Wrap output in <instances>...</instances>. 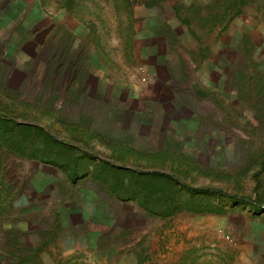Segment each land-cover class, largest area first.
Segmentation results:
<instances>
[{
  "label": "rangeland",
  "instance_id": "obj_1",
  "mask_svg": "<svg viewBox=\"0 0 264 264\" xmlns=\"http://www.w3.org/2000/svg\"><path fill=\"white\" fill-rule=\"evenodd\" d=\"M232 1L0 0V116L93 157L0 125V264H264V15Z\"/></svg>",
  "mask_w": 264,
  "mask_h": 264
},
{
  "label": "trees",
  "instance_id": "obj_2",
  "mask_svg": "<svg viewBox=\"0 0 264 264\" xmlns=\"http://www.w3.org/2000/svg\"><path fill=\"white\" fill-rule=\"evenodd\" d=\"M248 4H256L258 6V8L261 9V11L263 12V15H264V0H233L231 2V4L228 5L229 6L228 9L231 10L235 7L236 8L237 7H239V8L244 7L245 5H248ZM237 12H239V11H237ZM0 125L4 126L6 128L5 131L8 133L7 137L9 135V137H8L9 142L7 141V144L17 140L20 135L24 141H26L28 138H33L34 136L39 135L40 137L44 138V142L46 143V146L49 148L51 147L52 150L54 149V152L61 150L64 153L71 155V157H72L71 159L73 160V164L76 167H78L77 169L79 171L80 170L86 171V172L89 171L88 169L84 170L81 167V162L79 164L78 160H82L84 158H87L89 160H93V157H91L87 153H83L80 156H76L75 154H73V150L71 147H67L66 145L60 143L59 141H55V143H54L53 140H51L50 136L48 134H46V132L42 131L41 129L35 128L31 125L20 124L10 117H3V116H0ZM45 158L48 160L51 157L48 156ZM105 163L102 165L108 164V163H106V164ZM108 172L109 173L107 176H109V179L106 178V180H112V181L116 182L114 185V189L124 187V185H125L124 178L126 177V175L129 174V175H133V176H138V178H136L134 183L140 185L143 188V190L145 191L146 202L149 204H154V205L160 204L161 202H162L161 204L165 203L163 206H161L162 209L160 210V212H158L159 215L169 216V215H172V214L179 211L177 208L174 207V204L176 203L175 202L176 201V194L178 193V190H177V192H175L176 189L174 188V185L171 183V181H173L172 177L160 175L158 173L140 174L138 172L127 171L125 169H122L119 167L116 168L114 166H112V169L108 170ZM174 183H175V185L180 186V188H179L180 190L182 189V190H185L188 193L192 194L193 196H198L197 198H199L200 196H204V195L208 194V195H215V196H218V197L224 198V199L225 198L233 199V196H229V195H227L221 191H218V190L190 187L188 185H184L182 183H179L178 181H175V180H174ZM164 191L167 193V195L164 198H162V197L159 198V196H157V194L164 192ZM151 213L156 214V212H154V211H151Z\"/></svg>",
  "mask_w": 264,
  "mask_h": 264
}]
</instances>
